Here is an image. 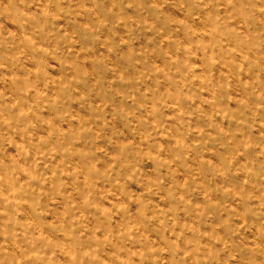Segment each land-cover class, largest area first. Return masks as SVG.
<instances>
[{
	"label": "rangeland",
	"instance_id": "obj_1",
	"mask_svg": "<svg viewBox=\"0 0 264 264\" xmlns=\"http://www.w3.org/2000/svg\"><path fill=\"white\" fill-rule=\"evenodd\" d=\"M0 264H264V0H0Z\"/></svg>",
	"mask_w": 264,
	"mask_h": 264
}]
</instances>
